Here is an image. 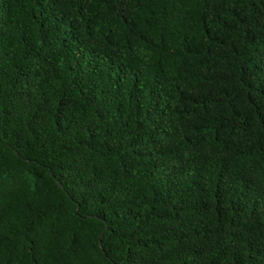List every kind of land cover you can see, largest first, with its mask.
Segmentation results:
<instances>
[{
	"label": "trees",
	"instance_id": "trees-1",
	"mask_svg": "<svg viewBox=\"0 0 264 264\" xmlns=\"http://www.w3.org/2000/svg\"><path fill=\"white\" fill-rule=\"evenodd\" d=\"M0 264H264V0H0Z\"/></svg>",
	"mask_w": 264,
	"mask_h": 264
}]
</instances>
